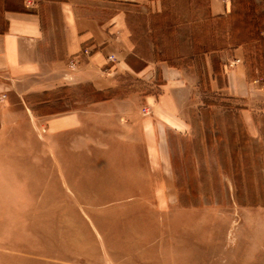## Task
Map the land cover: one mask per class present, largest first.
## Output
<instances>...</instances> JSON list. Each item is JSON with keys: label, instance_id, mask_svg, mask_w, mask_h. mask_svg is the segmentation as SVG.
<instances>
[{"label": "rangeland", "instance_id": "1", "mask_svg": "<svg viewBox=\"0 0 264 264\" xmlns=\"http://www.w3.org/2000/svg\"><path fill=\"white\" fill-rule=\"evenodd\" d=\"M71 1L93 3L103 19L125 14L127 59L150 71L121 74L99 92L63 87L51 93L61 97L56 105L35 112L82 109L96 98H157V64L190 65L196 84L179 110L187 127L168 131L169 169L146 168L143 149L121 145L111 121H100L94 149L76 132L48 136L42 124H0V264H264V40L249 37L235 14L251 9L264 36V0H226L230 10L220 17L209 16V0ZM241 40L257 92L235 97L209 85L203 53L214 49L207 61L223 86V65ZM5 100L0 92V105Z\"/></svg>", "mask_w": 264, "mask_h": 264}, {"label": "crops", "instance_id": "2", "mask_svg": "<svg viewBox=\"0 0 264 264\" xmlns=\"http://www.w3.org/2000/svg\"><path fill=\"white\" fill-rule=\"evenodd\" d=\"M229 10V1L209 0L210 17H220ZM124 15L121 12L103 19L99 7L93 3L71 0L41 1L35 7L23 0H0V92L6 95L5 103L0 105V124L9 121L42 124L48 136L76 132L82 140L90 141L93 148L103 128L100 121H111L120 129L114 138L121 145L143 149L146 168L153 162L170 169L168 131L187 127L179 110L196 84L190 65L156 63L161 70L157 98L145 96L141 102L130 98L93 99L82 109L59 114L48 111L37 114L34 110L56 105L61 97L54 98L51 93L63 87L86 84L93 92H99L115 86L121 74L139 75L150 71L148 63L135 68L127 59L132 46ZM243 43L242 40L232 43L235 45L231 49L233 59L223 65V86L218 85L207 61L214 49L203 53V71L209 76V85L215 82L216 88L227 90L235 97L246 96L245 91L257 92V80L249 82L247 78ZM83 49H89L88 57L81 54ZM109 55L114 56L113 62L108 60ZM71 57L76 58V65L72 67L69 66ZM137 57L141 60L142 56ZM38 93L45 97L41 102H26L25 95ZM146 107L151 112L148 116L141 113Z\"/></svg>", "mask_w": 264, "mask_h": 264}, {"label": "trees", "instance_id": "3", "mask_svg": "<svg viewBox=\"0 0 264 264\" xmlns=\"http://www.w3.org/2000/svg\"><path fill=\"white\" fill-rule=\"evenodd\" d=\"M243 11L241 13L235 11V14L237 16L241 17V20L244 23V28H248L247 31L249 33V37H257L260 40H264V36L261 35V23L259 20V16L255 14L251 9L249 8H242ZM234 14V13H233ZM248 34V33H247ZM107 98V97H106ZM106 98H96L94 100H101V99H106Z\"/></svg>", "mask_w": 264, "mask_h": 264}, {"label": "built area", "instance_id": "4", "mask_svg": "<svg viewBox=\"0 0 264 264\" xmlns=\"http://www.w3.org/2000/svg\"><path fill=\"white\" fill-rule=\"evenodd\" d=\"M84 53H89V49H85V51H84ZM76 59V58H75ZM108 60H112V57L111 56H108ZM74 64H73V61L71 60H69V66H73Z\"/></svg>", "mask_w": 264, "mask_h": 264}]
</instances>
